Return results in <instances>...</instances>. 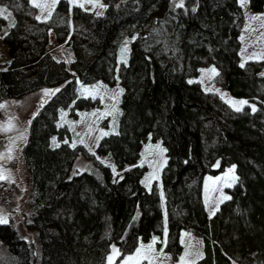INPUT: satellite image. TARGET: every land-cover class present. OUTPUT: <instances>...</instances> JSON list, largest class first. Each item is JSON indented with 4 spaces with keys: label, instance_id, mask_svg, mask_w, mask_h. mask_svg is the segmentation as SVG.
<instances>
[{
    "label": "trees",
    "instance_id": "trees-1",
    "mask_svg": "<svg viewBox=\"0 0 264 264\" xmlns=\"http://www.w3.org/2000/svg\"><path fill=\"white\" fill-rule=\"evenodd\" d=\"M10 1L12 23L3 37L10 60L0 69V101L54 91L32 115L22 148L30 193L22 224L31 234L0 223V264H109L114 248L131 252L139 240L163 236L164 223V251L172 259L183 251L180 232L189 230L203 243L195 264H264V62L239 63L238 0H103L102 15L59 0L43 21L29 13V0ZM249 5L260 12L264 0ZM4 24L0 16V31ZM49 31L58 41L68 38L71 70L48 53ZM123 37L130 38L129 55L118 64ZM205 64L218 69L230 95L255 100V111L234 110L190 81ZM117 77L118 128L99 140L96 153L123 171L113 175L92 162L75 172L80 149L63 142L69 131L58 117L97 106L78 95V82L112 85ZM148 137L166 151L164 209L157 184L147 190L141 182L146 167L137 162ZM230 165L237 181L209 216L204 176Z\"/></svg>",
    "mask_w": 264,
    "mask_h": 264
},
{
    "label": "rangeland",
    "instance_id": "rangeland-1",
    "mask_svg": "<svg viewBox=\"0 0 264 264\" xmlns=\"http://www.w3.org/2000/svg\"><path fill=\"white\" fill-rule=\"evenodd\" d=\"M59 0H29V13L37 20H48L52 16ZM70 6H78L93 15H102L106 8L103 0H67ZM243 20L239 34V63L247 61L264 62V7L260 12L251 10L249 0H238ZM13 2L0 0V9H5L0 15L4 19V26L0 31V69L7 67L9 55L3 41L5 33L12 23ZM72 27V25H70ZM130 38L123 37L119 43L118 64L125 63L129 55ZM48 53L57 61H63L68 70L73 61V52L68 38L58 41L53 31H49ZM218 69L212 64H205L200 68L196 77L190 81L199 82L205 92L217 94L232 109L242 110L249 106L256 108L255 100L237 98L230 95L218 82ZM78 95L97 100V106L90 109L77 110L70 115V111H61L57 124L69 131V137L63 142L73 148H79L76 155L75 172H83L90 168L92 162L102 163L111 168L113 175H119L123 170L118 169L108 156L96 153L99 140L118 128L120 115V99L122 87L119 78L110 85L102 81L92 84L78 82ZM52 88H42L21 98L0 101V219H6L28 238L30 230L23 226V214H29V175L27 173L22 148L28 134V124L34 113L39 110L53 93ZM246 101L245 104L238 102ZM235 102V103H234ZM61 141L57 137L51 139L52 146ZM166 163V151L161 140H152L148 137L143 145L138 165L145 166L146 171L141 179L142 184L150 190L152 183H156L164 209V197L160 174ZM126 166L125 168H128ZM237 181L234 165L226 167L216 175L205 174L203 179V200L209 216H213L219 205L229 198L227 189ZM15 190L19 197L15 198ZM166 223L164 234L161 237H152L149 241H138L137 246L128 253L121 254L112 251V264H195L202 257L203 243L201 238L189 230L180 232V242L183 251L178 259H172L164 251L166 238ZM1 250V249H0ZM1 257V253H0Z\"/></svg>",
    "mask_w": 264,
    "mask_h": 264
},
{
    "label": "snow or ice",
    "instance_id": "snow-or-ice-1",
    "mask_svg": "<svg viewBox=\"0 0 264 264\" xmlns=\"http://www.w3.org/2000/svg\"><path fill=\"white\" fill-rule=\"evenodd\" d=\"M4 11H6L5 9H0V15H2L4 13ZM235 103V102H234ZM240 104H245L247 103L246 101H240L238 102ZM237 110L239 111L240 109L237 108ZM253 111H255V109L253 108ZM3 177H0V179H2ZM0 223H7V220L6 219H0ZM113 251L115 252L116 250L113 249ZM111 260H112V257H109V264H111Z\"/></svg>",
    "mask_w": 264,
    "mask_h": 264
},
{
    "label": "bare ground",
    "instance_id": "bare-ground-1",
    "mask_svg": "<svg viewBox=\"0 0 264 264\" xmlns=\"http://www.w3.org/2000/svg\"><path fill=\"white\" fill-rule=\"evenodd\" d=\"M243 13V12H242ZM7 68V67H6Z\"/></svg>",
    "mask_w": 264,
    "mask_h": 264
},
{
    "label": "crops",
    "instance_id": "crops-1",
    "mask_svg": "<svg viewBox=\"0 0 264 264\" xmlns=\"http://www.w3.org/2000/svg\"><path fill=\"white\" fill-rule=\"evenodd\" d=\"M205 203V202H204Z\"/></svg>",
    "mask_w": 264,
    "mask_h": 264
}]
</instances>
